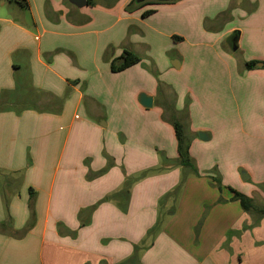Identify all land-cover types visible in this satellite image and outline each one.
<instances>
[{
	"label": "crops",
	"instance_id": "obj_1",
	"mask_svg": "<svg viewBox=\"0 0 264 264\" xmlns=\"http://www.w3.org/2000/svg\"><path fill=\"white\" fill-rule=\"evenodd\" d=\"M221 1L237 6L240 19L227 20L226 6L204 10V0L140 8L136 0L83 8L69 0H0V264H264V190H245L247 180L264 184V165L203 175L210 167L194 151L216 136L264 143V0H243L244 8ZM188 41L193 54L178 49ZM125 49L142 61L113 72ZM213 55L227 93L237 84L235 101L246 78L257 80L251 88L262 97L248 130L225 113L215 114L217 125L196 121L192 102L188 118L177 108L183 79L202 78L187 79L186 71ZM252 60L257 68L247 70ZM141 93L162 106L161 116H133L142 111ZM174 118L192 138L202 175L179 164ZM240 139L225 151H250ZM230 187L254 208L245 210Z\"/></svg>",
	"mask_w": 264,
	"mask_h": 264
},
{
	"label": "rangeland",
	"instance_id": "obj_2",
	"mask_svg": "<svg viewBox=\"0 0 264 264\" xmlns=\"http://www.w3.org/2000/svg\"><path fill=\"white\" fill-rule=\"evenodd\" d=\"M8 1V0H6ZM206 3L203 5V9L207 11H214L215 8L221 7L222 9L225 7V12L223 16H226L227 20H232L233 15L234 19H240V16L237 11L234 12L238 7L229 4V2H222L221 0H204ZM239 3H242L240 7L246 6V2L243 0H238ZM227 4V5H226ZM254 5V4H253ZM236 7V8H235ZM255 6L251 10L249 8L246 9L247 15L253 14L255 11ZM213 13V12H212ZM233 14V15H232ZM251 14V15H252ZM191 43L188 41L183 42L178 46V49H181L183 52L188 54H193L195 51L192 50V47L190 45ZM204 47H200L197 49L199 52H204ZM236 57L242 56V51H236L235 53ZM217 57L213 55L210 59H208L204 64H199L195 67V70H188L186 71V77L187 79L193 78V76L196 73L200 74L201 80L200 82H190L188 80L183 79V85H181V89L179 92L182 91L183 98L182 101L179 103H176L178 106L177 108H182L181 110L184 112L186 117H189V106L192 102V109L196 111V121H203L206 118L213 119L211 122L214 125H217L216 121L218 120L217 114L225 113L228 116V120L230 123L233 121L237 123L238 126L244 128L245 130H248V119L253 116L255 113V110L259 107V98L262 97V94H259L258 92H253V89L251 88V84L256 83L255 78H246L247 85L246 89L243 93H241L237 101H235V98L232 96L236 94V91L234 87L236 88L237 84L233 82V88H230L231 94L227 93V86L222 82L221 77L223 75V71L220 68H217L215 65L217 64ZM205 67V70H204ZM242 69L239 68V72L242 73ZM215 74H214V73ZM175 78H172L174 80ZM176 83H178L177 80H174ZM228 78L225 76V83H227ZM244 82V81H243ZM264 84V81H262ZM195 92L196 96H193L192 93H190V87ZM255 93V94H253ZM170 98L166 97V107H169L171 110L173 109V106H167L171 105L174 102H170ZM176 102V101H175ZM183 103V104H182ZM260 103H264L263 101H260ZM162 107V106H161ZM158 105H154L148 109H146L143 105H141L140 108H142V111H139L138 108L133 109V116H161V108ZM184 109V110H183ZM144 110V111H143ZM259 112V110H258ZM216 114V115H215ZM163 115V114H162ZM174 127V126H173ZM200 138V137H199ZM240 138L239 137H220L216 136L213 140L209 142L202 143L203 145L201 147H195V152L197 155V160L199 163H201V167L209 168L210 167V173L208 171L203 172V175H213L217 177H222L221 173H229L230 170H234L233 167L238 165L239 163H245L246 165H253L255 163H259L261 165H264V154L260 153V150L264 151V143H258L256 139L248 138L245 136H242L240 140H244L246 142V147H251V150L245 152V154L238 153V151L230 150V152H226V147H237V142ZM228 140V141H227ZM192 157V156H191ZM192 159L195 161V159L192 157ZM196 163V161H195ZM230 167L228 168V166ZM204 168V169H205ZM233 168V169H231ZM227 171V172H226ZM263 171V170H262ZM199 172V171H198ZM244 172L247 173L246 169H241V176H243ZM205 173V174H204ZM198 174V175H202ZM223 174V173H222ZM187 175V173H184V177ZM212 176V177H213ZM218 182V180H217ZM262 188L264 190V184H253L252 180L246 181V191H250L251 188ZM7 188V187H6ZM231 189V187L229 188ZM157 231V228H155V232Z\"/></svg>",
	"mask_w": 264,
	"mask_h": 264
},
{
	"label": "trees",
	"instance_id": "obj_3",
	"mask_svg": "<svg viewBox=\"0 0 264 264\" xmlns=\"http://www.w3.org/2000/svg\"><path fill=\"white\" fill-rule=\"evenodd\" d=\"M89 1V5H94V0H88ZM157 3H161V2H156V1H145L142 3H135L136 8H140L143 7L147 4H157ZM152 13H154L153 9H149L143 12V16H149ZM142 61V57L131 51L128 49H125L122 54L120 55V57L115 58L113 60V62L111 63V69L113 72H119V71H123L133 65L138 64L139 62ZM258 61L256 60H252V61H248L245 63V67L247 70H252L257 68L258 65ZM264 67V64H263ZM29 90V89H27ZM33 92V93H32ZM33 94V95H32ZM37 92L34 89H30L28 91V95L31 97L36 96ZM37 108L39 106H36ZM173 126L175 129V134H176V138H177V143H178V154H179V164L182 165L183 167L189 169L191 172L195 173V174H199L195 161L192 159L191 155H190V146H191V142H192V138L186 134L185 130H184V126L183 124L180 122V120H178L177 118L173 119ZM187 175L184 177V179L182 180V182H184V180L186 179ZM231 190L234 192V196L233 199L235 200H239L242 207L245 210H251L254 208L253 205V201L251 198L241 194L240 192L234 190L231 188ZM31 196L34 193L33 190H30ZM174 211V208L172 210H169V213H172ZM264 213V211H263ZM161 217L159 218L158 222H157V227L158 225H160L161 223ZM156 228V226H155ZM154 228V229H155ZM154 229H151L152 233L153 231H155ZM131 262L127 261L123 264H129Z\"/></svg>",
	"mask_w": 264,
	"mask_h": 264
},
{
	"label": "water",
	"instance_id": "obj_4",
	"mask_svg": "<svg viewBox=\"0 0 264 264\" xmlns=\"http://www.w3.org/2000/svg\"><path fill=\"white\" fill-rule=\"evenodd\" d=\"M145 1L169 2V1H175V0H136L137 3H142ZM69 2L72 3L73 5H75L77 8H83L87 5H89L88 0H69ZM230 42H231V49L233 51L237 50V48H238V36L237 35L231 36ZM139 100H140V103L144 107H152V105H153V98L151 96H148L145 93L140 94ZM199 137L201 140H208L209 139V137L207 136V134L205 132H199Z\"/></svg>",
	"mask_w": 264,
	"mask_h": 264
}]
</instances>
